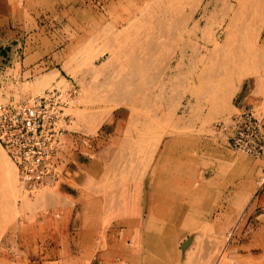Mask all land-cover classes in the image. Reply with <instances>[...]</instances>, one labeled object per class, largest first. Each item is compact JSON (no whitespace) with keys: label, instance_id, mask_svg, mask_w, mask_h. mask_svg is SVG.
<instances>
[{"label":"rangeland","instance_id":"rangeland-1","mask_svg":"<svg viewBox=\"0 0 264 264\" xmlns=\"http://www.w3.org/2000/svg\"><path fill=\"white\" fill-rule=\"evenodd\" d=\"M0 6V107L71 98L42 190L0 146V264H264V161L218 125L264 119V0Z\"/></svg>","mask_w":264,"mask_h":264},{"label":"built area","instance_id":"built-area-1","mask_svg":"<svg viewBox=\"0 0 264 264\" xmlns=\"http://www.w3.org/2000/svg\"><path fill=\"white\" fill-rule=\"evenodd\" d=\"M70 94L58 89L16 105L0 107V146L17 168L19 183L28 193L42 190L57 176L58 155L71 117ZM228 132L229 147L264 161V119L244 107L218 124ZM264 182V168L262 169Z\"/></svg>","mask_w":264,"mask_h":264},{"label":"bare ground","instance_id":"bare-ground-1","mask_svg":"<svg viewBox=\"0 0 264 264\" xmlns=\"http://www.w3.org/2000/svg\"><path fill=\"white\" fill-rule=\"evenodd\" d=\"M0 158H1V157H0ZM1 160L3 161V158H2ZM5 161H6V160L4 159L3 162L5 163ZM6 163H7V162H6ZM6 163L3 164V165H5L6 168L8 167L7 169H10L9 166L6 165ZM9 164H10V163H9ZM3 165H2V166H3ZM10 166H11V165H10ZM11 167H12V166H11ZM13 168H14V167H13ZM10 170H12V169H10ZM10 170H5V171H10ZM0 171H2V172L4 173V169H3V167L1 168ZM12 172H13V170H12ZM12 172H11V174H12ZM6 173L9 174V172H6ZM198 216H199V215H198ZM154 232H155V231H154ZM146 242H147V241H146ZM184 246H187V244H184ZM263 246H264V245H263ZM262 250H263V249H262ZM263 251H264V250H263ZM216 258H217V257H216ZM223 258H224V257H223ZM213 260H214V259H213ZM213 260H212V261H213ZM217 261H218V259H217ZM219 261H220V259H219ZM217 263H218V262H217ZM217 263H216V264H217Z\"/></svg>","mask_w":264,"mask_h":264},{"label":"crops","instance_id":"crops-1","mask_svg":"<svg viewBox=\"0 0 264 264\" xmlns=\"http://www.w3.org/2000/svg\"><path fill=\"white\" fill-rule=\"evenodd\" d=\"M0 12H3V9H1V6H0ZM78 251H79V249H78ZM78 251H75V252L77 253ZM49 254H53V253H49ZM49 254H47V256L45 257V260H48V258L51 259ZM35 264H48V263H35Z\"/></svg>","mask_w":264,"mask_h":264},{"label":"water","instance_id":"water-1","mask_svg":"<svg viewBox=\"0 0 264 264\" xmlns=\"http://www.w3.org/2000/svg\"><path fill=\"white\" fill-rule=\"evenodd\" d=\"M187 246H183V249H185Z\"/></svg>","mask_w":264,"mask_h":264}]
</instances>
